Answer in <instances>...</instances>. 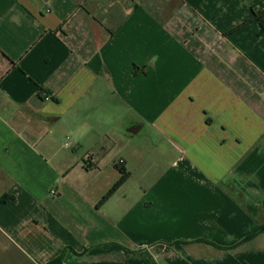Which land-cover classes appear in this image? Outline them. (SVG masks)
I'll use <instances>...</instances> for the list:
<instances>
[{
	"label": "crops",
	"instance_id": "crops-1",
	"mask_svg": "<svg viewBox=\"0 0 264 264\" xmlns=\"http://www.w3.org/2000/svg\"><path fill=\"white\" fill-rule=\"evenodd\" d=\"M259 1L0 0V264H264Z\"/></svg>",
	"mask_w": 264,
	"mask_h": 264
},
{
	"label": "trees",
	"instance_id": "trees-1",
	"mask_svg": "<svg viewBox=\"0 0 264 264\" xmlns=\"http://www.w3.org/2000/svg\"><path fill=\"white\" fill-rule=\"evenodd\" d=\"M151 9H152V7H151ZM151 9H150V7H148L149 13H151L152 16H155V14L153 13V11ZM251 12H252V15L250 18L242 20L232 30L239 28L241 26H244L250 22L255 21L259 25L260 33L262 35H264V0H261L258 3L252 5L251 6ZM111 32H114V30H111ZM118 169L120 171V176H119L118 180L111 186V188L108 190V192L102 197L100 203H103L106 200H108L129 178V176H130L129 171H127L122 166L118 167ZM259 232H264V223H262ZM251 236H253V235H251ZM251 236H249V237H251ZM249 237H245L244 239H247ZM60 260L61 259H58V260H56L52 263H49V264H60Z\"/></svg>",
	"mask_w": 264,
	"mask_h": 264
},
{
	"label": "rangeland",
	"instance_id": "rangeland-1",
	"mask_svg": "<svg viewBox=\"0 0 264 264\" xmlns=\"http://www.w3.org/2000/svg\"><path fill=\"white\" fill-rule=\"evenodd\" d=\"M152 3L150 6L152 9L156 12H163L164 8H173L176 5V0H151ZM164 13V12H163ZM261 242L264 243V233L263 236H261Z\"/></svg>",
	"mask_w": 264,
	"mask_h": 264
},
{
	"label": "clouds",
	"instance_id": "clouds-1",
	"mask_svg": "<svg viewBox=\"0 0 264 264\" xmlns=\"http://www.w3.org/2000/svg\"><path fill=\"white\" fill-rule=\"evenodd\" d=\"M153 59H156V58H153ZM111 121H112V117L108 116L106 118V122L111 123ZM91 130H92V126L91 125H87V124L80 125L76 129V132L74 133V136H75L76 139H80L84 135H86L88 132H90Z\"/></svg>",
	"mask_w": 264,
	"mask_h": 264
},
{
	"label": "built area",
	"instance_id": "built-area-1",
	"mask_svg": "<svg viewBox=\"0 0 264 264\" xmlns=\"http://www.w3.org/2000/svg\"><path fill=\"white\" fill-rule=\"evenodd\" d=\"M65 145H67V143H65ZM122 162H123V161H122V160H120V161H119V164H121ZM52 193H53V191H52Z\"/></svg>",
	"mask_w": 264,
	"mask_h": 264
}]
</instances>
